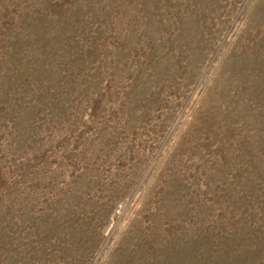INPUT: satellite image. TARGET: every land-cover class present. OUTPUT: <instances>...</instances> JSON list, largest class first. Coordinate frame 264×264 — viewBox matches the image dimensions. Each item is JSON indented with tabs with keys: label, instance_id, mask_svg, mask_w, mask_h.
<instances>
[{
	"label": "rangeland",
	"instance_id": "1",
	"mask_svg": "<svg viewBox=\"0 0 264 264\" xmlns=\"http://www.w3.org/2000/svg\"><path fill=\"white\" fill-rule=\"evenodd\" d=\"M0 264H264V0H0Z\"/></svg>",
	"mask_w": 264,
	"mask_h": 264
}]
</instances>
